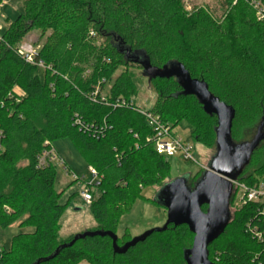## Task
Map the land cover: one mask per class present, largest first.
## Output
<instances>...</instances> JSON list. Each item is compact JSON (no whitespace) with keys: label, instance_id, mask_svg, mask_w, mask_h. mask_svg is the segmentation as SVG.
<instances>
[{"label":"trees","instance_id":"obj_1","mask_svg":"<svg viewBox=\"0 0 264 264\" xmlns=\"http://www.w3.org/2000/svg\"><path fill=\"white\" fill-rule=\"evenodd\" d=\"M226 3L228 11L216 20L205 7L187 11L183 0L24 1L23 12L0 34V228L21 220L19 228L31 232L15 235L8 249L0 247V264H187L186 252L195 236L184 225L154 232L121 255L114 253L108 235L79 238L72 245L75 236L61 239L60 222L68 204L61 203L64 192L56 189L55 166L39 168L37 158L46 141L53 145L69 139L101 176L100 194L89 206L98 224L94 232L117 235L121 216L142 197V190L169 180V162L148 141L152 133L143 116L131 107L109 105L134 99L137 85L127 71L140 66L116 42L132 53L142 52L154 68L183 65L234 109L231 141L247 143L264 126V22L257 20L247 0ZM34 31L51 32L35 59L44 65L42 77L40 67L18 52ZM120 68L125 73L114 80ZM150 83L157 93L153 112L173 128L188 123L196 142L216 147L217 118L206 114L196 97L184 95L176 78H152ZM108 84L112 87L102 101ZM15 89L23 94L18 96ZM77 116L91 129L78 126ZM24 160L28 164L19 168ZM262 179L264 141L237 181L252 186ZM8 180L12 189L4 193ZM131 240L124 234L117 246ZM208 260L264 264V218L258 206L235 210L209 246Z\"/></svg>","mask_w":264,"mask_h":264},{"label":"rangeland","instance_id":"obj_2","mask_svg":"<svg viewBox=\"0 0 264 264\" xmlns=\"http://www.w3.org/2000/svg\"><path fill=\"white\" fill-rule=\"evenodd\" d=\"M24 1L25 0L3 1L2 5L0 6V26L2 27L0 34H3L7 30L9 24L14 22L16 18L23 12ZM183 3L185 9L189 12L197 7L207 8L216 20L222 19L228 11L226 0H183ZM236 3L237 0H233V5ZM50 35V31L44 35H42L40 31H34L25 37L22 44H32L40 48V46L46 43L47 37ZM96 43L99 45L101 40L97 39ZM116 46H118L125 54L128 53V49L124 48L117 42ZM129 54L136 56L141 60L145 59V56L142 52H129ZM127 72L128 75L133 76V79L137 85L136 96L130 101H133L134 105L142 110H152L157 100V93L153 85L150 83L149 77L145 75L143 69H141L140 66L130 67L129 71ZM124 73L125 69L120 68L114 76V80ZM39 75L41 77L43 76L42 68L39 69ZM111 87V84L105 85L102 95H108ZM174 131L176 135L180 136V138H182L186 143L192 145L194 149L193 157L196 161H186L178 156L167 158L171 168L169 180H165V182L159 186L149 187L142 190V197L137 199L119 220L117 229V236L119 238H123L124 234H128L133 239L142 236L147 231L163 228L168 219V210L163 205H160L161 198L159 197V194L161 193L163 187L166 184L177 180H185L188 183V187L191 190H194L195 187H193L191 183L196 182L197 185V183L202 179L203 175H206L208 167H210L212 160L215 158L217 154V148L214 147L213 149H208L196 142L195 139L192 138L191 126L188 123L181 122L174 127ZM255 135H253L247 143L251 142ZM52 146L61 159L60 161H63L65 164L63 165L60 161H54V164L56 163V189L59 192H64L61 203L68 204L66 213L60 222L61 239L67 240L71 236L82 235L96 231L98 224L89 210L90 205L85 203L80 196L82 187L77 181L73 179V173H71L68 169L70 168L72 172L76 173L84 181L90 182L93 176L89 171L88 163L77 150L73 142H71L69 139L58 140L54 142ZM27 164L28 162L24 160L18 164V167L23 168ZM11 187V182L9 180L6 181L3 187V192H10L12 189ZM232 191H237L236 195L238 197L240 191L235 187H233L231 193ZM96 195H99V193H96ZM237 197L236 201L238 199ZM236 201L234 202V205H230L229 202V220H231L234 216L235 210L240 208L238 206V202ZM20 222L21 220L15 222L7 229L0 228L1 248H10L11 239L15 235L23 232H31V229H20ZM82 264L88 263L83 262Z\"/></svg>","mask_w":264,"mask_h":264},{"label":"water","instance_id":"obj_3","mask_svg":"<svg viewBox=\"0 0 264 264\" xmlns=\"http://www.w3.org/2000/svg\"><path fill=\"white\" fill-rule=\"evenodd\" d=\"M129 52L128 50L126 54L127 59L139 64L149 80L176 78L184 95L196 97L204 112L217 118V154L194 190L188 187L185 180H177L163 187L159 194L160 205L168 210V219L163 228L147 231L127 242L122 248L117 246V235L100 231L76 235L70 245L79 238L108 235L113 240L114 253L121 255L144 242L154 232L164 231L170 225H184L195 236L192 249L186 252L187 264H212L208 260V248L223 233L230 221L228 208L233 189L232 181L237 180L253 152L264 141V126L259 128L251 142L235 145L230 138L235 111L215 98L204 82L193 79L181 64L173 63L161 69L154 68L146 57L141 60ZM204 206L208 207L206 213L202 211Z\"/></svg>","mask_w":264,"mask_h":264},{"label":"built area","instance_id":"obj_4","mask_svg":"<svg viewBox=\"0 0 264 264\" xmlns=\"http://www.w3.org/2000/svg\"><path fill=\"white\" fill-rule=\"evenodd\" d=\"M238 1V0H237ZM251 7L254 9L256 13V18L260 22H264V4L261 0H247ZM2 31V27L0 26V32ZM94 36L93 34H91ZM39 48L32 44H21L18 47L19 54L31 64L36 63V57L38 55ZM38 67L44 68L42 62L36 63ZM15 93L18 96H21L20 93L15 89ZM99 87L94 92L93 100L96 101V97L99 95ZM106 96L101 95V100L106 101ZM113 108H125L131 107L134 108L137 113L143 116L146 121L147 126L151 130L152 135L148 138V141L154 147L155 152L165 158L169 157H181L186 161H196L193 157V147L191 144L186 143L180 136L176 135L173 126L170 123H166L162 120L161 116L152 110H142L134 105L133 101L125 100V99H117L115 102L109 104ZM75 123L84 129H91V127L86 126L77 116ZM96 134H94L95 136ZM3 141L4 134L0 131V152L3 151ZM45 150L38 156L37 163L39 168H43L48 164L54 165V161H60L57 152L53 148L52 144L48 141L44 143ZM63 165V161H60ZM89 171L91 172L93 178L90 182L84 181L76 174L73 175V179L78 182V184L82 187V191L80 192V196L83 201L87 204H91L99 195V188L101 186L102 178L97 173V171L93 167H89ZM233 187L239 190L238 206L241 208L248 204H254L258 206L261 210V215L264 218V179L258 181L257 183L249 186L243 182H239L237 180L232 181ZM252 232L256 235L258 240L262 239V234L257 232V230H252Z\"/></svg>","mask_w":264,"mask_h":264},{"label":"crops","instance_id":"obj_5","mask_svg":"<svg viewBox=\"0 0 264 264\" xmlns=\"http://www.w3.org/2000/svg\"><path fill=\"white\" fill-rule=\"evenodd\" d=\"M18 91V93H20V94H23L22 92H21V90H17ZM68 168V167H67ZM69 169V171L71 172V173H74V172H72L71 170H70V168H68ZM74 174H76V173H74ZM77 175V174H76Z\"/></svg>","mask_w":264,"mask_h":264}]
</instances>
